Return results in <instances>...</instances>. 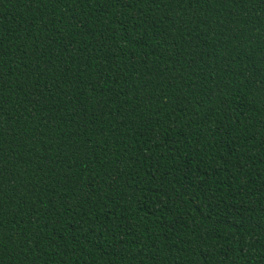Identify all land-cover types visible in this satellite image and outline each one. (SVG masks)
Returning <instances> with one entry per match:
<instances>
[{"label":"trees","instance_id":"trees-1","mask_svg":"<svg viewBox=\"0 0 264 264\" xmlns=\"http://www.w3.org/2000/svg\"><path fill=\"white\" fill-rule=\"evenodd\" d=\"M0 264H264V0H0Z\"/></svg>","mask_w":264,"mask_h":264}]
</instances>
